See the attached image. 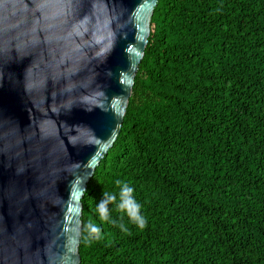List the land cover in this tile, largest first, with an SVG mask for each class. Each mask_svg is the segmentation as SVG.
Returning <instances> with one entry per match:
<instances>
[{"label": "trees", "instance_id": "16d2710c", "mask_svg": "<svg viewBox=\"0 0 264 264\" xmlns=\"http://www.w3.org/2000/svg\"><path fill=\"white\" fill-rule=\"evenodd\" d=\"M137 71L82 198L80 264H264V0H158Z\"/></svg>", "mask_w": 264, "mask_h": 264}, {"label": "water", "instance_id": "95a60500", "mask_svg": "<svg viewBox=\"0 0 264 264\" xmlns=\"http://www.w3.org/2000/svg\"><path fill=\"white\" fill-rule=\"evenodd\" d=\"M158 0H0V264H80Z\"/></svg>", "mask_w": 264, "mask_h": 264}, {"label": "clouds", "instance_id": "9594fccd", "mask_svg": "<svg viewBox=\"0 0 264 264\" xmlns=\"http://www.w3.org/2000/svg\"><path fill=\"white\" fill-rule=\"evenodd\" d=\"M117 184L120 185L119 203L117 204V207L129 217L134 225L140 229L145 228L147 220L141 213L142 206L136 201L133 195L134 189L126 183L122 184L120 181H117ZM116 199L117 197L114 194L107 192L103 193V199L99 201L96 208L101 221L110 220L108 204L116 201ZM120 228L125 233L128 232V229L123 224L120 225ZM85 231L88 233L89 237L93 235L98 237L100 228L92 222H89Z\"/></svg>", "mask_w": 264, "mask_h": 264}]
</instances>
